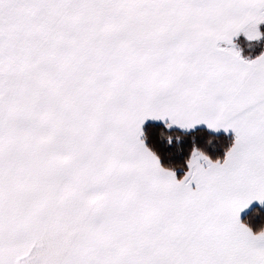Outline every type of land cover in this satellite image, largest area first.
Instances as JSON below:
<instances>
[{"label":"snow or ice","instance_id":"obj_1","mask_svg":"<svg viewBox=\"0 0 264 264\" xmlns=\"http://www.w3.org/2000/svg\"><path fill=\"white\" fill-rule=\"evenodd\" d=\"M0 264H264V0H0Z\"/></svg>","mask_w":264,"mask_h":264}]
</instances>
